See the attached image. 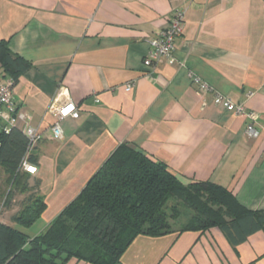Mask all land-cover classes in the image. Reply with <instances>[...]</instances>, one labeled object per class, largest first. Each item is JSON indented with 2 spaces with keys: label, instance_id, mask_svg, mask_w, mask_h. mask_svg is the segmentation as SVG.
Returning <instances> with one entry per match:
<instances>
[{
  "label": "crops",
  "instance_id": "1",
  "mask_svg": "<svg viewBox=\"0 0 264 264\" xmlns=\"http://www.w3.org/2000/svg\"><path fill=\"white\" fill-rule=\"evenodd\" d=\"M175 10L183 12L184 23L174 64L149 68L143 64L148 40ZM0 39L31 63L13 98L24 115L17 126L41 132L29 152L37 170L21 172L44 198V229L123 143L185 181H212L245 207L264 209L262 0H0ZM194 77L209 90L201 91ZM215 93L258 114L257 137L245 132L247 119L213 103ZM65 99L79 116L63 119L55 138L50 106ZM0 172V222L17 227L11 218L19 193L5 205L7 174ZM120 261L264 264V233L257 230L235 246L218 227L138 235Z\"/></svg>",
  "mask_w": 264,
  "mask_h": 264
},
{
  "label": "trees",
  "instance_id": "2",
  "mask_svg": "<svg viewBox=\"0 0 264 264\" xmlns=\"http://www.w3.org/2000/svg\"><path fill=\"white\" fill-rule=\"evenodd\" d=\"M30 66L0 39L1 78L10 79L14 87ZM24 158L35 163L21 128L13 126L7 133L0 129V168L10 182L5 205L16 193L32 190L11 218L20 227L0 222V264H66L70 259L121 264L123 252L138 235L218 227L235 246L257 230L264 233V209L245 207L230 190L212 181H185L165 164L123 143L47 227L30 236L22 228L39 219L46 204L19 168ZM182 207L190 212L177 225Z\"/></svg>",
  "mask_w": 264,
  "mask_h": 264
},
{
  "label": "built area",
  "instance_id": "3",
  "mask_svg": "<svg viewBox=\"0 0 264 264\" xmlns=\"http://www.w3.org/2000/svg\"><path fill=\"white\" fill-rule=\"evenodd\" d=\"M264 5V0H262ZM184 14L180 10H175L169 17L167 26L161 29L155 37L148 40L149 51L143 59V64L149 68L155 67L156 63L162 61L166 64H174V49L176 46V38L183 32ZM196 83H199L201 91L209 90V85L201 82L199 78H193ZM132 84H127L126 90L131 88ZM97 101V100H96ZM213 103L221 106L226 111L240 115L247 119L245 132L251 137H257L258 131L255 128V123L258 114L254 110L247 109L242 103L233 102L228 96L215 93ZM50 112L55 115V121L51 125V131L55 138L62 134L61 121L65 118H77L79 116L78 108L74 102L69 99L61 101L59 104L51 105ZM24 119V115L18 112L13 98V86L10 79H4L0 83V129L7 133L11 127L17 126V121ZM27 138V152L35 146L41 139V132L38 128L25 124L21 128ZM20 170L29 174H34L37 167L29 162L26 158L22 159L19 164Z\"/></svg>",
  "mask_w": 264,
  "mask_h": 264
},
{
  "label": "rangeland",
  "instance_id": "4",
  "mask_svg": "<svg viewBox=\"0 0 264 264\" xmlns=\"http://www.w3.org/2000/svg\"><path fill=\"white\" fill-rule=\"evenodd\" d=\"M0 175H1V172H0ZM29 185V184H28ZM6 186L9 188L10 187V182H8V179L6 180ZM31 186V185H29ZM30 188V187H29ZM6 190V189H5ZM32 194V190H27L26 192H23V193H19L18 195V201L16 203H14L15 207L13 208V210H17V206L20 207L21 206V203L26 200L28 198V196H31ZM181 211V217L179 218V220L177 221V225H179L181 222L184 221L185 219V215L186 213H189L190 211L185 209V208H181L180 209ZM187 210V212H186ZM189 211V212H188ZM3 210H2V205L0 206V214H2ZM185 213V214H184ZM8 215V213H6ZM10 214V213H9ZM6 216V215H5ZM45 221L44 219H37L35 220V222H33V224L28 228H22L28 235L32 236V235H36L38 234L39 232H41L44 227H45ZM17 227H20L17 225Z\"/></svg>",
  "mask_w": 264,
  "mask_h": 264
}]
</instances>
